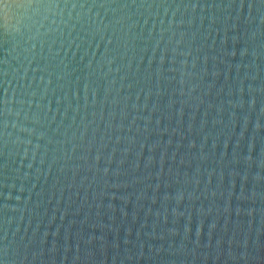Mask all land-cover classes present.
Segmentation results:
<instances>
[{
    "label": "water",
    "instance_id": "water-1",
    "mask_svg": "<svg viewBox=\"0 0 264 264\" xmlns=\"http://www.w3.org/2000/svg\"><path fill=\"white\" fill-rule=\"evenodd\" d=\"M0 261L264 264V0L0 4Z\"/></svg>",
    "mask_w": 264,
    "mask_h": 264
},
{
    "label": "snow or ice",
    "instance_id": "snow-or-ice-1",
    "mask_svg": "<svg viewBox=\"0 0 264 264\" xmlns=\"http://www.w3.org/2000/svg\"><path fill=\"white\" fill-rule=\"evenodd\" d=\"M7 3H8V0H0V4H3L5 5V7L7 6ZM19 3V2H18ZM20 5L22 7H32L33 5L31 3H28V4H23V3H20ZM52 5H48V7H51ZM0 264H3V261H0Z\"/></svg>",
    "mask_w": 264,
    "mask_h": 264
}]
</instances>
